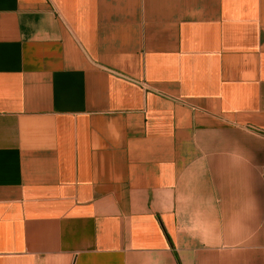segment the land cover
Returning <instances> with one entry per match:
<instances>
[{
  "label": "crops",
  "instance_id": "crops-1",
  "mask_svg": "<svg viewBox=\"0 0 264 264\" xmlns=\"http://www.w3.org/2000/svg\"><path fill=\"white\" fill-rule=\"evenodd\" d=\"M203 162L223 222L255 202L235 250L178 230ZM149 255L264 264V0H0V264Z\"/></svg>",
  "mask_w": 264,
  "mask_h": 264
},
{
  "label": "clouds",
  "instance_id": "clouds-1",
  "mask_svg": "<svg viewBox=\"0 0 264 264\" xmlns=\"http://www.w3.org/2000/svg\"><path fill=\"white\" fill-rule=\"evenodd\" d=\"M228 156L238 167L248 163L245 151L239 145L233 146ZM206 172L207 164L203 162L199 168L185 174L181 180V190L173 192L178 230L207 247L235 250L252 238L250 222L255 213V202L251 199L235 200L231 217L227 223L223 222L214 199L205 197L200 191ZM169 187L175 188V185ZM225 234L230 243L225 242ZM146 260L149 264H164L163 258L156 255H149Z\"/></svg>",
  "mask_w": 264,
  "mask_h": 264
}]
</instances>
